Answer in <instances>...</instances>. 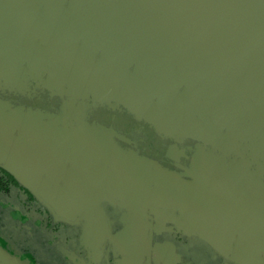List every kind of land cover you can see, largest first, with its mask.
<instances>
[{
    "label": "water",
    "instance_id": "95a60500",
    "mask_svg": "<svg viewBox=\"0 0 264 264\" xmlns=\"http://www.w3.org/2000/svg\"><path fill=\"white\" fill-rule=\"evenodd\" d=\"M0 92L58 105L0 98V168L49 211L106 201L149 218L143 206L163 211L184 194L263 218L264 200L201 171H168L87 113L124 111L214 149L264 111V0H0ZM0 264L25 263L0 246Z\"/></svg>",
    "mask_w": 264,
    "mask_h": 264
},
{
    "label": "flooded vegetation",
    "instance_id": "af4514ba",
    "mask_svg": "<svg viewBox=\"0 0 264 264\" xmlns=\"http://www.w3.org/2000/svg\"><path fill=\"white\" fill-rule=\"evenodd\" d=\"M42 95L0 92L1 99L14 105L56 111L54 100ZM87 114L88 121L120 134V146L168 171H201L264 200V111L252 124L248 118L241 131H227L214 149L191 137L174 141L156 134L124 111ZM87 203L73 216L49 211L0 168V246L25 264H235L264 259V208L258 219L239 208L227 213L225 207L182 194L164 201L163 211L153 204L143 206L151 217L142 218L132 208ZM177 217L186 228H178ZM222 225L227 233L219 229ZM246 252L251 255L243 258Z\"/></svg>",
    "mask_w": 264,
    "mask_h": 264
},
{
    "label": "rangeland",
    "instance_id": "374dc122",
    "mask_svg": "<svg viewBox=\"0 0 264 264\" xmlns=\"http://www.w3.org/2000/svg\"><path fill=\"white\" fill-rule=\"evenodd\" d=\"M43 97H46V95H42ZM99 112H104V110H100ZM107 112V111H106ZM109 113V112H108ZM110 114V113H109ZM24 263H26V262H24Z\"/></svg>",
    "mask_w": 264,
    "mask_h": 264
}]
</instances>
